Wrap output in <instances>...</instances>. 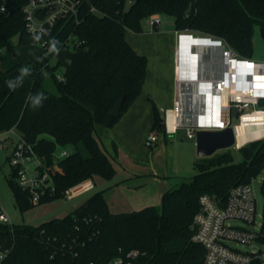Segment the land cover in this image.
Here are the masks:
<instances>
[{"label": "trees", "instance_id": "obj_1", "mask_svg": "<svg viewBox=\"0 0 264 264\" xmlns=\"http://www.w3.org/2000/svg\"><path fill=\"white\" fill-rule=\"evenodd\" d=\"M29 2L0 0V53L6 47L15 51V36L25 44L47 42L36 61L6 70L0 63V132L16 128L49 165L58 146L76 147L52 172L56 194L39 204L64 198V190L83 179L116 174L95 132L116 125L147 79L148 57L127 41V29L142 33L147 17L167 14L177 31L222 40L246 58L253 54L256 26L264 39V0H80L76 13L58 15L39 40L27 27L23 8ZM46 12L38 9L36 15ZM53 40L58 42L54 52ZM22 69H27L23 75ZM17 78L19 85L10 89L6 82ZM30 97L36 98L35 107ZM120 98L115 115L111 108ZM149 99L151 130H163L161 108ZM0 140L10 145L13 138ZM240 150L242 161L232 148L198 158L196 174L166 192L161 205L112 212L98 191L64 217L38 226L0 220V243L9 249L2 264H113L119 257L122 264H203L205 248L193 241L192 228L200 195L225 200L233 186L264 170V137ZM8 183L21 209L39 205L30 202L14 168ZM261 189L264 194V180ZM132 250L136 257L128 256Z\"/></svg>", "mask_w": 264, "mask_h": 264}, {"label": "built area", "instance_id": "obj_2", "mask_svg": "<svg viewBox=\"0 0 264 264\" xmlns=\"http://www.w3.org/2000/svg\"><path fill=\"white\" fill-rule=\"evenodd\" d=\"M79 3L80 0H30L23 8L29 31L39 37L43 36L58 15L76 13ZM38 9H46L47 12L40 17L36 15ZM1 10H7L6 3L1 6ZM145 21L156 29L159 28L162 19L160 14H152ZM202 37L207 36L198 37L188 31L180 32L176 58L179 93L171 108H161L164 129L151 130L145 141L147 146H153L161 132L174 134L183 126L187 127L186 133L190 138H196V131L200 128L224 129L232 126L235 134V142L232 145L234 150L264 137V119L259 117L264 115V107L258 106L259 100L264 98V62L242 57L226 44L223 49L213 47L216 51H212V46L211 50L205 46L192 47V39L197 41ZM46 44V41L41 43L42 46ZM188 48L190 56L185 60L184 55ZM209 52L212 55L207 58ZM201 57L202 62L198 61ZM226 58L232 60V88L228 96V106L223 108L221 104L226 90L222 84L228 82L231 71ZM184 80L198 82L199 85L191 87L185 85ZM198 102L216 109L217 114H207L205 120L196 122L194 107ZM250 106L253 108L249 111ZM233 108L237 110L239 118V122L235 124L232 123ZM171 111L174 112L173 117L176 121L173 128L170 126ZM5 137L13 138L12 143L7 145L0 140V149L6 147L10 149V163L16 170L18 183L27 192L30 202L39 204L43 199L53 197L57 187L52 172L60 170L59 161L69 153L64 149H56L52 164L49 165L36 151L34 144L24 138L16 128L0 132V138ZM95 187L94 178H86L66 188L63 195L64 198L72 199L94 190ZM259 216L252 181L233 186L225 200L210 193L201 194L199 210L194 216L192 228L193 241L205 248L203 264H264V246L257 250L244 251L231 244L247 246L255 243L264 244V214L260 225ZM0 220L10 223V217L3 210L0 212ZM235 220L246 225L232 224L231 222ZM8 253L9 249L0 243V264ZM137 255V250L128 253L129 257ZM122 263L121 257L113 262ZM128 264H132L131 261Z\"/></svg>", "mask_w": 264, "mask_h": 264}, {"label": "rangeland", "instance_id": "obj_3", "mask_svg": "<svg viewBox=\"0 0 264 264\" xmlns=\"http://www.w3.org/2000/svg\"><path fill=\"white\" fill-rule=\"evenodd\" d=\"M161 19L162 22L158 28L161 30V32H158L157 34L154 33L155 29L148 25L145 20L143 21L144 32L142 33L147 34L145 35L147 39L142 48V51L145 52L142 54H145L149 58L151 78L154 79L155 75L157 77V74L159 77L157 85L154 83L151 85V88L149 89V97L153 98L156 103L163 105V103L168 101L170 98L169 93L171 90V82L175 76L174 67L172 64H170L171 47L169 44V40L172 39V34L175 30V24L174 17L171 15L161 14ZM195 35L198 37L201 36L197 33ZM211 39L216 40L213 38ZM12 43L14 45L15 51L6 47L3 48L0 53V63L2 69H9L21 61L33 62L39 58L42 50V45L40 43H21L18 36L12 38ZM188 51H190L189 48L186 51V55H184L185 60L189 59L190 55L188 54ZM211 55L212 53L209 52L207 54V58ZM249 59L251 61L264 62V39L261 35L259 26H256L254 30L253 54ZM201 60L202 57L198 61ZM176 73H178V70ZM252 108L253 106H250L248 110L250 111ZM194 112L196 113L194 118L196 122L202 121L203 119L205 120L207 118V114H217L216 109L214 110L210 106H205L201 103L199 104V102L197 106L194 107ZM232 113V123H238L239 118L237 110L233 108ZM186 131L187 127L183 126L178 129L177 133L174 134H167L165 136L164 133L161 132L159 141L154 142L152 147L145 144L146 140L143 142L144 145L141 144V140H139L138 146L134 153V155L140 159H145L150 155L151 152L154 151L155 159L157 160L161 174L170 176V181L173 188L178 187L183 181L190 180L196 174V160L201 157L197 153L196 138L188 137ZM157 143H159L158 150H156L158 148ZM223 150H219L217 152ZM232 151L234 152L238 161L243 160V154L240 149L234 150L232 148ZM10 155L11 152L8 147L0 149V207L5 213L8 214L10 217V223L12 224H30L34 226L41 225L45 221L55 216H63L65 212L72 211L70 209H74L75 206L81 205L102 188L98 179L99 175H96L94 179L96 187L90 192L72 199L58 198L23 210L16 204L14 193L8 183V179L13 168L10 163ZM263 180L264 170L252 180L255 197L257 198L258 202V212L260 214L258 217V225H260L259 223L263 221L264 214V194L261 189ZM231 223L235 225H246L244 222L237 220L232 221ZM231 244L244 251L257 250L260 246H264V244L260 243H255L252 246L241 244L236 245L235 243Z\"/></svg>", "mask_w": 264, "mask_h": 264}, {"label": "crops", "instance_id": "obj_4", "mask_svg": "<svg viewBox=\"0 0 264 264\" xmlns=\"http://www.w3.org/2000/svg\"><path fill=\"white\" fill-rule=\"evenodd\" d=\"M158 32H161V30L154 31L155 34ZM179 34L180 31L175 29L172 39L169 40L171 47L170 64L174 67L175 76L171 82L169 100L165 101L163 105L157 103L160 108H171L179 93L178 75L176 73ZM145 35L147 34L135 33L130 29L126 30L127 41L141 54L145 52L142 51L147 39ZM149 65L148 58L147 79L142 91L116 125L113 127H98L95 132L100 147L116 169V174L111 179L98 176L102 187L100 191H103L112 212L133 211L148 205H161L164 194L173 188L170 176L161 174L154 151L145 159H140L134 155L139 140L143 144L151 132L153 124V108L149 100V89L153 83L157 85L159 77L157 74V77L155 75L154 79L151 78ZM158 144L156 150L159 149ZM57 149H64L69 154L76 151V147L72 144L58 146ZM78 206H75L74 209ZM74 209L70 210L73 211ZM72 211L51 219L64 217Z\"/></svg>", "mask_w": 264, "mask_h": 264}, {"label": "water", "instance_id": "obj_5", "mask_svg": "<svg viewBox=\"0 0 264 264\" xmlns=\"http://www.w3.org/2000/svg\"><path fill=\"white\" fill-rule=\"evenodd\" d=\"M210 44H217L218 47L223 49L225 44L222 40H212L210 37L198 38ZM217 47V48H218ZM122 106V98L112 106L111 112L119 115ZM259 107H264V98L258 102ZM235 142V134L232 126H227L224 129H204L200 128L196 131V147L197 153L201 157L211 156L219 150L231 148Z\"/></svg>", "mask_w": 264, "mask_h": 264}, {"label": "bare ground", "instance_id": "obj_6", "mask_svg": "<svg viewBox=\"0 0 264 264\" xmlns=\"http://www.w3.org/2000/svg\"><path fill=\"white\" fill-rule=\"evenodd\" d=\"M192 47L194 46V47H200V46H202V47H206L207 49H209V50H211V46H212V48L214 47H218V45L217 44H210V43H207L206 41H204V40H200V39H197V41L195 40V39H192ZM212 49V51L214 50V51H216L215 49ZM218 48H220V47H218ZM226 61H227V64L229 65V68L231 69V71H229V77H228V82H225L224 84H222L223 85V87H224V89L226 90V92H224L223 93V98H222V107L223 108H226L227 106H228V96H229V94H230V89L232 88V60L230 59V58H226L225 59ZM183 83H185V85H189V86H193L194 87V85L196 84H198V82H192V81H190V80H184V82ZM199 85V84H198ZM231 92H232V90H231ZM171 113V116H170V126H171V128H173L174 127V125H175V118L173 117V111H171L170 112ZM254 115V114H253ZM253 115H250L251 116V118L253 117ZM259 117H261V118H263L264 119V115L262 114V115H260ZM188 119V118H187ZM239 129L241 130L242 129V127H239ZM240 137H241V132H240Z\"/></svg>", "mask_w": 264, "mask_h": 264}, {"label": "clouds", "instance_id": "obj_7", "mask_svg": "<svg viewBox=\"0 0 264 264\" xmlns=\"http://www.w3.org/2000/svg\"><path fill=\"white\" fill-rule=\"evenodd\" d=\"M35 39H37V40H39V36H37V37H35ZM57 41H55V40H53V41H51V47H50V51H57ZM22 71V75L24 74V73H26L27 72V69H22L21 70ZM20 79L21 78H17L16 80H9V81H7L6 83L8 84V87L10 88V89H15L18 85H19V83H20ZM35 99L36 98H34V97H30V100H32L33 101V106L35 107Z\"/></svg>", "mask_w": 264, "mask_h": 264}]
</instances>
